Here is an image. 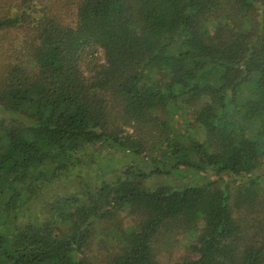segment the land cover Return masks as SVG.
Here are the masks:
<instances>
[{"label": "trees", "instance_id": "obj_1", "mask_svg": "<svg viewBox=\"0 0 264 264\" xmlns=\"http://www.w3.org/2000/svg\"><path fill=\"white\" fill-rule=\"evenodd\" d=\"M2 32L16 42L0 72V264H264V222L253 237L240 219L264 218V174L229 189L262 161L242 126H264V0H0ZM97 144L150 167L29 216ZM182 168L202 179H168Z\"/></svg>", "mask_w": 264, "mask_h": 264}, {"label": "rangeland", "instance_id": "obj_2", "mask_svg": "<svg viewBox=\"0 0 264 264\" xmlns=\"http://www.w3.org/2000/svg\"><path fill=\"white\" fill-rule=\"evenodd\" d=\"M15 42L16 40L12 37V33H0V72H2L4 66L6 65L7 54L10 52V46ZM93 55L97 56L100 59V62L104 61V58L102 57L100 51L95 52ZM240 114L241 111L236 114L237 117H239ZM171 123L173 125L179 124L181 126L179 127L178 134L186 133V120L184 119V116L181 113H178L171 121ZM192 124L193 125H191V130L193 132V135L200 137L202 135L201 130L196 126L195 123ZM242 127L245 130L244 136L251 138L256 142L257 153L259 158L262 159V161H258L256 163L255 169L250 174H245V176L243 177L235 178L232 183L230 182L229 189L233 198L235 197L234 193L238 190L245 191V185L243 186V184L247 185L249 180L254 178L255 172L257 175L264 174V156L262 153L263 151H261L264 149V126H262L261 119H254L251 121L249 120L246 123V126ZM236 131L237 137L240 138L243 134L239 131L238 128L236 129ZM129 132H132L134 134L133 129L131 128L129 129ZM134 135L136 136V134ZM140 137L144 138L143 134H141ZM149 138L154 140L151 135H149ZM168 153V156H166L162 162H154L152 166H165L166 169L169 164H174L177 161V156L172 155L170 152ZM85 158H88V164H85L83 166H73V169L69 173H67L68 177L63 175L52 185L42 189L38 202H35L34 206L32 205L29 207V216L33 217L36 213H40L42 211L44 216L45 212L43 207H48V203H56L62 200V198L72 197L73 195H80L79 193L85 188V184H98L102 176H104L106 179H109L113 176L112 171H119L129 165L133 167L138 166L142 169H145V167H150L149 158L145 157L143 159L142 157L135 156L131 152L124 151L121 147L114 144H97L95 146L88 147L86 150V155L84 156V159ZM201 175L202 174L196 170H189L186 172V170L182 168L178 172H173L172 175L168 177V179L178 185L189 184V182L199 183L200 179H202ZM162 178L165 179L166 177L153 175L143 183L147 186L153 187L160 181H162ZM209 179L210 177H206V181ZM256 180H258L259 183V185L256 186L257 189H255L257 191L255 198L256 204L259 207L261 206L262 210H264V177L261 179L259 177H256ZM240 219L244 221L245 225L248 227L247 231L249 235H252L253 237L255 234H258L260 232V223L264 222V218H253V216H246V218ZM128 224L129 222H126V225ZM99 230H102L101 225L99 226L98 231ZM103 234L104 233L100 232L99 236H97V239L96 237L93 239L95 245L94 250L99 253L98 258H103L104 254L106 253L104 248L100 247L99 249L97 247L99 246V238L104 237ZM186 237H189L188 233L177 236V238L179 239L178 241H184Z\"/></svg>", "mask_w": 264, "mask_h": 264}]
</instances>
